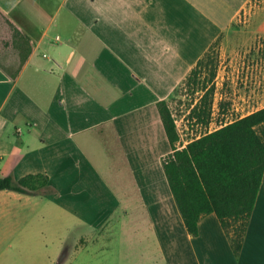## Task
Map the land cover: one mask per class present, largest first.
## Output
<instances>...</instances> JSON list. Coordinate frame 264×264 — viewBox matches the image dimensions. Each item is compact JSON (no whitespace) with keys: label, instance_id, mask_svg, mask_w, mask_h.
Returning <instances> with one entry per match:
<instances>
[{"label":"crops","instance_id":"1","mask_svg":"<svg viewBox=\"0 0 264 264\" xmlns=\"http://www.w3.org/2000/svg\"><path fill=\"white\" fill-rule=\"evenodd\" d=\"M249 1L0 0L19 31L0 30V177L49 179L46 192L0 190V264L30 251L36 264H264V175L239 256L215 214L192 236L158 109ZM260 60L241 76L253 89L233 92L239 118L264 108Z\"/></svg>","mask_w":264,"mask_h":264},{"label":"trees","instance_id":"2","mask_svg":"<svg viewBox=\"0 0 264 264\" xmlns=\"http://www.w3.org/2000/svg\"><path fill=\"white\" fill-rule=\"evenodd\" d=\"M3 29L19 33L0 11V30ZM6 37L1 32L0 38ZM212 64V57L206 53L188 76L187 88L196 92L199 86L206 88L199 81V75L203 67ZM213 93L214 87L206 89L204 102L191 110V117L197 122L207 124L211 107L205 101ZM158 109L173 149L163 161L164 171L187 231L198 236L201 218L215 214L230 239L234 255L239 256L264 175V108L193 139L181 149L176 147L180 137L168 104L162 101ZM0 190L46 192L49 179L42 174L27 175L19 180L0 177Z\"/></svg>","mask_w":264,"mask_h":264},{"label":"rangeland","instance_id":"3","mask_svg":"<svg viewBox=\"0 0 264 264\" xmlns=\"http://www.w3.org/2000/svg\"><path fill=\"white\" fill-rule=\"evenodd\" d=\"M207 55L212 57L213 64L202 68L199 81L206 88L199 86L198 89H203L206 92V89L210 87H214V91L217 88L221 100L213 109V96L208 97L205 103L210 104L211 114L207 124H202L191 117L193 107L200 101L204 102L200 99L202 93H197L196 89H188L185 84L180 85L174 91L169 98L168 105L177 126L180 145L189 143L193 139L235 121L240 115L248 112V109L241 110V108L232 107L235 99L240 103L243 101L239 98V94L234 96L233 92L242 90L245 93L253 89L248 87V84L245 87L241 76L244 75L246 69H249V72L252 69H260V58L264 65V0H250L238 14L232 29L212 45ZM257 62L259 63L257 64ZM212 73H214L213 77H211ZM250 107L249 111H252V108L258 107V104L252 105L251 103ZM119 242L120 239L115 237L114 242L108 245L110 246L109 251L116 249ZM39 256L41 255H38L37 252L30 251L28 253L29 263L36 264L35 261ZM115 263V255L108 254L107 264Z\"/></svg>","mask_w":264,"mask_h":264}]
</instances>
